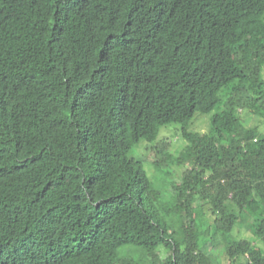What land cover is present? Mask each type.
<instances>
[{"label": "trees", "instance_id": "16d2710c", "mask_svg": "<svg viewBox=\"0 0 264 264\" xmlns=\"http://www.w3.org/2000/svg\"><path fill=\"white\" fill-rule=\"evenodd\" d=\"M242 111L264 119V0H0V264H264ZM172 124L167 204L130 152Z\"/></svg>", "mask_w": 264, "mask_h": 264}, {"label": "rangeland", "instance_id": "374dc122", "mask_svg": "<svg viewBox=\"0 0 264 264\" xmlns=\"http://www.w3.org/2000/svg\"><path fill=\"white\" fill-rule=\"evenodd\" d=\"M241 118L244 120L246 126H257L261 133H264V119L248 112L242 111ZM188 131L191 134H205L209 130V116L196 115ZM186 141L181 138L180 128L175 125H167L161 127L158 138L152 142L147 143L141 141L140 144L130 152L133 158L143 160L147 174L154 183V186L162 191V202L169 204L172 198L171 187L177 185L179 179L183 176L188 165L179 166L174 162L169 161V157L175 158L179 156V152L186 146ZM168 158V159H167ZM169 161V165H167ZM163 167L161 170L156 168ZM238 237L251 238L244 228H238L235 231ZM261 244V243H260ZM262 245V244H261ZM126 257H133L135 252L133 250L126 251ZM121 255H124L123 253ZM144 262L145 259L139 260Z\"/></svg>", "mask_w": 264, "mask_h": 264}]
</instances>
